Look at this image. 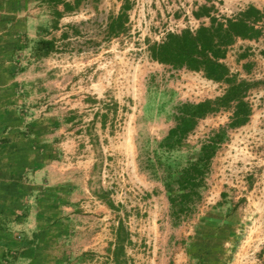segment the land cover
Wrapping results in <instances>:
<instances>
[{"label":"rangeland","instance_id":"374dc122","mask_svg":"<svg viewBox=\"0 0 264 264\" xmlns=\"http://www.w3.org/2000/svg\"><path fill=\"white\" fill-rule=\"evenodd\" d=\"M40 1L0 0L4 105H19L22 93L16 76L30 63L43 68L45 56H49L45 66L57 70L56 74L53 70L44 99L52 103L51 107L60 101L79 109H88L84 103L109 104L119 98L129 102V112L141 119L135 125L140 137L134 136L141 149L140 161L164 184L166 199L162 205L169 214L164 228L169 234L179 229L183 256L192 264H264L263 43L253 50L248 46L250 51L245 48L231 53L226 65L228 76L221 81L207 79L203 72L185 66L158 63L151 59L149 50L164 41L172 29L180 33L185 29L195 31L206 22L208 26L209 18H194L195 5L209 7L220 20L231 14L221 10L229 8L232 0H65L72 4L62 17V30L57 26L60 17L55 11H46L43 16V12H37L38 4H30ZM235 2L238 8L264 9V0ZM103 3H109L110 8ZM113 16L117 20L107 33L103 20ZM29 17L43 22L46 19L45 26H36L32 38L28 33L34 32L25 28ZM259 27L256 29L264 38V22ZM39 40L51 41L52 48L45 50ZM30 75L43 81V71ZM60 77L64 80L59 86L55 81ZM122 77L127 84L118 86L117 79ZM232 83L242 85V101L249 110L246 121L241 123L242 115L233 116L235 101L215 103L213 110L197 118L194 128L171 150L158 147L176 125L180 105L217 101ZM31 99L36 103L29 106H34L36 113L42 111L43 91H37ZM18 111L26 113L23 106ZM82 113L89 117L92 110ZM215 138L219 140L204 170V181L190 193L183 210L175 214L165 183L172 184L171 195L180 193L175 183L179 171L198 157L202 145ZM130 191L141 194L137 189Z\"/></svg>","mask_w":264,"mask_h":264},{"label":"crops","instance_id":"0c3cea01","mask_svg":"<svg viewBox=\"0 0 264 264\" xmlns=\"http://www.w3.org/2000/svg\"><path fill=\"white\" fill-rule=\"evenodd\" d=\"M235 1L220 9L231 13L224 18L236 17L246 8H238ZM30 4H38L37 12L43 16L46 11H61L57 26L62 30V17L72 3L66 1V9L45 0ZM102 6L110 8L109 3ZM36 17L25 23L26 30L34 32L28 33L31 38L36 26L46 22ZM116 20L115 16L103 20L107 33ZM263 22L264 16L254 28ZM258 36L236 37L227 46L223 63L227 65L236 50L264 45L263 35ZM48 57H43V68L30 63L16 76L22 93L19 105H4L0 84V264H192L183 256L179 229L169 234L164 228L169 214L162 205L163 182L140 161L134 137L140 134L135 133L139 115L130 113V103L121 98L109 104L84 103L88 109L62 101L51 107L44 99L57 70L45 66ZM39 71L43 81L30 75ZM63 80L60 77L55 84L60 86ZM117 80L118 86L127 84L124 77ZM37 91H43L44 100L39 113L29 106L36 103L31 97ZM22 106L26 113L18 111ZM90 110L89 117L82 113Z\"/></svg>","mask_w":264,"mask_h":264},{"label":"trees","instance_id":"16d2710c","mask_svg":"<svg viewBox=\"0 0 264 264\" xmlns=\"http://www.w3.org/2000/svg\"><path fill=\"white\" fill-rule=\"evenodd\" d=\"M45 1L54 4L62 3L66 9L65 0ZM210 11L209 7L203 5L193 12V15L197 18L203 15L208 17V26H199L195 31L185 29L180 33L170 32L166 34L164 41L151 45L149 49L151 59L161 64H170L174 67L185 66L192 71H201L210 80H226L229 70L220 59L224 57L227 46L236 37L253 38L260 34V31L254 28V22L260 21L264 16V9L260 11L254 6H248L236 17L220 20L211 15ZM54 14L56 17H61L62 12L56 10ZM39 43L45 50L52 48L51 41L39 40ZM241 86V83L229 84L223 97L214 102L205 100L194 105H180L176 125L168 131L158 147L163 148L166 152L171 150L174 144L180 143L182 138L194 128L197 118L213 110L212 105L215 103L235 101L236 107L233 116L236 118L242 115L241 123L246 121L249 110L242 101ZM217 140L219 139L215 138L211 143L202 145L198 157L195 160L188 161L186 166L179 171L175 183L180 193L171 195L173 191L172 184L165 183V188L169 193L170 207L175 214L183 210L188 204L190 193L195 192L194 188L204 181V170L210 163Z\"/></svg>","mask_w":264,"mask_h":264},{"label":"built area","instance_id":"2783aa9c","mask_svg":"<svg viewBox=\"0 0 264 264\" xmlns=\"http://www.w3.org/2000/svg\"><path fill=\"white\" fill-rule=\"evenodd\" d=\"M196 21H197V20H196ZM168 32H169V31H168ZM170 32H172V33H173V32H174V31H173V29H172V31H170ZM175 32H177V31H175ZM6 264H7V263H6Z\"/></svg>","mask_w":264,"mask_h":264}]
</instances>
